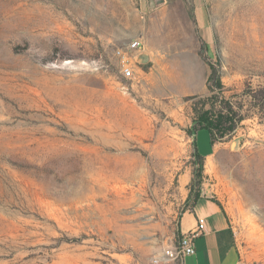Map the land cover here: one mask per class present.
Here are the masks:
<instances>
[{
	"label": "rangeland",
	"instance_id": "obj_1",
	"mask_svg": "<svg viewBox=\"0 0 264 264\" xmlns=\"http://www.w3.org/2000/svg\"><path fill=\"white\" fill-rule=\"evenodd\" d=\"M148 1L0 0V264H182L162 253L178 243L194 141L184 98L208 94L202 58L248 118L212 147L197 133L200 193L221 205L240 264H264V111L252 107L264 92V0H209L207 49L161 50L146 81L138 66L128 80L116 47L175 38L147 29ZM182 24L180 41L196 45ZM187 66L191 77L169 79Z\"/></svg>",
	"mask_w": 264,
	"mask_h": 264
},
{
	"label": "crops",
	"instance_id": "obj_2",
	"mask_svg": "<svg viewBox=\"0 0 264 264\" xmlns=\"http://www.w3.org/2000/svg\"><path fill=\"white\" fill-rule=\"evenodd\" d=\"M209 0H150L146 7L145 15L148 17L147 29H151V34L158 37L161 29L165 27L166 31L173 37L166 42H156L151 44L143 39V49L134 57L133 68L139 67L140 74L138 75L139 81H146L147 77L141 71L145 60L159 59L161 50L176 51L183 55L184 51L190 49H198L200 44L204 43L206 47H209L212 41V28L207 11V3ZM193 15L194 21L191 22L190 15ZM188 21V24L192 25L196 29L197 40L196 45L189 47V44L184 41H180L179 34L180 29L175 27L183 25L182 23ZM147 32V30L145 31ZM150 34V33H149ZM159 38V37H158ZM205 70V66L198 62ZM186 72L182 75L175 74V70L170 72L169 79L172 80H184L191 77L188 66ZM206 73V71H205ZM176 76V78L174 77ZM182 76L183 78H180ZM153 86H158V79H154ZM142 87V85H141ZM205 149V145L203 146ZM190 173V172H189ZM191 180L189 175L183 181V186H187ZM188 194V189H185V199ZM203 226V232L194 241V255L185 257L182 260V264H240L239 257L234 243V236L231 226L229 225L227 218H225L219 209V207L211 202L206 196L201 195L192 210H185L180 214L178 220V231L180 235L192 230L199 222Z\"/></svg>",
	"mask_w": 264,
	"mask_h": 264
},
{
	"label": "trees",
	"instance_id": "obj_3",
	"mask_svg": "<svg viewBox=\"0 0 264 264\" xmlns=\"http://www.w3.org/2000/svg\"><path fill=\"white\" fill-rule=\"evenodd\" d=\"M203 48L207 49L202 43ZM209 69L206 78L205 96L193 95L185 97V101H190L191 111V126L185 130L187 135L193 137V152H192V171L191 180L188 184V194L184 201L182 212L189 209L192 210L195 202L201 198L200 186L203 180L204 172V156L200 153L197 144L196 136L200 130H205L208 133L209 145L212 147L216 143L224 142L232 137L239 124L248 118L243 105H236L230 97H226L221 82V72L218 65L211 63L207 59L202 58ZM251 99L257 101L256 95H249ZM261 103L252 104L256 110L264 111V92L260 95ZM216 204L221 210L223 216L226 215L221 205L214 200L209 199ZM178 229V224H177ZM177 240L180 239V232L177 230Z\"/></svg>",
	"mask_w": 264,
	"mask_h": 264
},
{
	"label": "built area",
	"instance_id": "obj_4",
	"mask_svg": "<svg viewBox=\"0 0 264 264\" xmlns=\"http://www.w3.org/2000/svg\"><path fill=\"white\" fill-rule=\"evenodd\" d=\"M143 49V40L137 37L126 43L124 46L116 47L113 50V57L117 61L119 73L125 79L134 78L133 61L134 57ZM203 232L201 221L190 231L180 235L178 243L166 247L162 253L163 261L183 260L185 257L194 255V241Z\"/></svg>",
	"mask_w": 264,
	"mask_h": 264
}]
</instances>
